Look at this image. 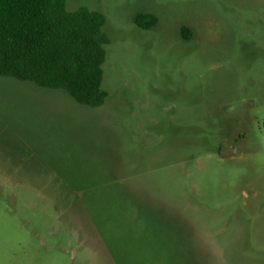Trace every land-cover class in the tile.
<instances>
[{"label": "rangeland", "instance_id": "1", "mask_svg": "<svg viewBox=\"0 0 264 264\" xmlns=\"http://www.w3.org/2000/svg\"><path fill=\"white\" fill-rule=\"evenodd\" d=\"M82 7L104 105L0 76V264H264V0Z\"/></svg>", "mask_w": 264, "mask_h": 264}, {"label": "trees", "instance_id": "2", "mask_svg": "<svg viewBox=\"0 0 264 264\" xmlns=\"http://www.w3.org/2000/svg\"><path fill=\"white\" fill-rule=\"evenodd\" d=\"M134 22L150 30L158 19L138 14ZM105 23L101 12L69 11L67 0H0V76L64 90L83 106L104 105ZM181 34L192 38L187 26Z\"/></svg>", "mask_w": 264, "mask_h": 264}]
</instances>
